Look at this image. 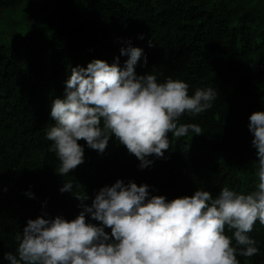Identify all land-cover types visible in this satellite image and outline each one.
I'll use <instances>...</instances> for the list:
<instances>
[{
    "label": "trees",
    "instance_id": "1",
    "mask_svg": "<svg viewBox=\"0 0 264 264\" xmlns=\"http://www.w3.org/2000/svg\"><path fill=\"white\" fill-rule=\"evenodd\" d=\"M23 1L0 0V17ZM45 1L38 16L25 21L23 49L0 43V264H8L4 252L15 253V234L27 219L78 214L72 193L59 191L65 181H73L74 193L85 192L86 204L117 179L150 185L152 195L167 200L196 189L213 196L225 186L244 194L256 190L258 158L247 124L251 113L264 110V0ZM129 44L147 57L144 67L138 61V75L182 80L189 95L197 88L217 90L212 108L179 118L198 124L202 134L168 133L169 149L161 158L149 156L153 164L143 170L114 137L102 154L81 139L83 163L60 176L46 138L55 123L52 100L63 96L71 68L93 59L111 64L115 57L122 67L127 55L119 50ZM232 231L225 227L229 237ZM248 235L259 252L237 256L239 264H264V225L255 222Z\"/></svg>",
    "mask_w": 264,
    "mask_h": 264
},
{
    "label": "clouds",
    "instance_id": "2",
    "mask_svg": "<svg viewBox=\"0 0 264 264\" xmlns=\"http://www.w3.org/2000/svg\"><path fill=\"white\" fill-rule=\"evenodd\" d=\"M119 51L127 55L122 67L115 57L111 64L93 59L86 67L71 68L63 96L51 102L49 115L55 123L46 138L62 177L83 163L81 139L102 154L114 137L143 170L153 164L149 156L161 158L162 150L169 149L168 133L177 138L189 131L202 134L198 124L178 123L179 118L212 108L217 90L197 88L189 95L182 80L138 75V61L141 67L147 63L143 49L129 44ZM247 129L258 158L255 191L237 193L225 186L215 196L196 189L191 196L167 200L152 195L150 185L117 179L86 204L85 192L74 193L73 181H65L59 191L72 193L78 214L71 220L61 215L27 219L15 234V253L4 252L3 259L8 264H239L237 256L258 254L248 233L255 222L264 225V110L248 116ZM25 195L34 198L31 191ZM225 227L234 230L231 237Z\"/></svg>",
    "mask_w": 264,
    "mask_h": 264
},
{
    "label": "rangeland",
    "instance_id": "3",
    "mask_svg": "<svg viewBox=\"0 0 264 264\" xmlns=\"http://www.w3.org/2000/svg\"><path fill=\"white\" fill-rule=\"evenodd\" d=\"M47 2L49 1L24 0L16 9L4 11L0 17V43L23 49L21 37L28 31L25 21L36 18L40 8Z\"/></svg>",
    "mask_w": 264,
    "mask_h": 264
}]
</instances>
